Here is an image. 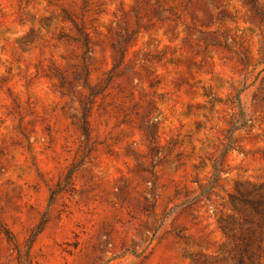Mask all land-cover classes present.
<instances>
[{"label": "rangeland", "instance_id": "1", "mask_svg": "<svg viewBox=\"0 0 264 264\" xmlns=\"http://www.w3.org/2000/svg\"><path fill=\"white\" fill-rule=\"evenodd\" d=\"M243 192L264 0H0V264H232Z\"/></svg>", "mask_w": 264, "mask_h": 264}, {"label": "trees", "instance_id": "2", "mask_svg": "<svg viewBox=\"0 0 264 264\" xmlns=\"http://www.w3.org/2000/svg\"><path fill=\"white\" fill-rule=\"evenodd\" d=\"M237 108L239 120L228 131L225 151L232 148V135L247 123L245 114L239 105V99H237ZM81 130L84 135H87V130L84 128ZM231 202L235 210L244 212L240 221L235 222L229 219L220 223L221 231L233 244L230 254L232 264H261L260 261L264 258L262 245L264 241V193L243 192L238 197L231 198Z\"/></svg>", "mask_w": 264, "mask_h": 264}]
</instances>
